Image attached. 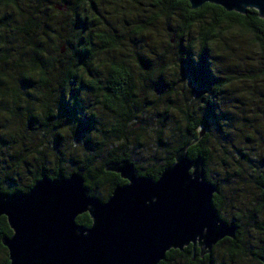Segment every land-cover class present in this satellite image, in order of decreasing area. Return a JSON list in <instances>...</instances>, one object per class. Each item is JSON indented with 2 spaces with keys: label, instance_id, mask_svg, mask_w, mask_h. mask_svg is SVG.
Segmentation results:
<instances>
[{
  "label": "clouds",
  "instance_id": "9594fccd",
  "mask_svg": "<svg viewBox=\"0 0 264 264\" xmlns=\"http://www.w3.org/2000/svg\"><path fill=\"white\" fill-rule=\"evenodd\" d=\"M217 3L0 0V194L79 176L86 204L73 223L86 236L91 202L132 182L113 164L157 182L182 154L199 161V176L195 163L188 174L207 185L216 227L230 231L177 236L153 264H264V4ZM189 54L211 77L199 94L183 73ZM62 99L75 118L61 114ZM209 104L218 120L205 124ZM86 117L94 123L78 138ZM16 234L0 212V264H15L6 241Z\"/></svg>",
  "mask_w": 264,
  "mask_h": 264
},
{
  "label": "water",
  "instance_id": "95a60500",
  "mask_svg": "<svg viewBox=\"0 0 264 264\" xmlns=\"http://www.w3.org/2000/svg\"><path fill=\"white\" fill-rule=\"evenodd\" d=\"M242 2L230 0L236 6ZM190 163L196 164L199 176V161L190 162L181 154L157 182L137 177L126 162L113 164L132 182L118 187L107 204L91 202L96 223L86 236L85 229L73 223L77 208L86 204L79 176H45L27 194H0V212L8 213L16 228L15 238L6 241L15 264H153L160 247L177 236H192L205 225L209 241L221 230L230 231L216 227L206 201L208 187L189 176ZM153 195L157 202L146 205ZM83 213L90 217L87 209Z\"/></svg>",
  "mask_w": 264,
  "mask_h": 264
},
{
  "label": "trees",
  "instance_id": "16d2710c",
  "mask_svg": "<svg viewBox=\"0 0 264 264\" xmlns=\"http://www.w3.org/2000/svg\"><path fill=\"white\" fill-rule=\"evenodd\" d=\"M206 4H208L209 6H214V7L221 8V7L217 6V5H212V4H209V3H206ZM82 23L83 22H81V21L78 20L77 21V26H80ZM78 55L80 56L81 60H83L84 57L87 55V52L86 51L85 52H80V53H78ZM204 59L205 58L202 56L201 59H200L199 66H200L201 71L205 72V75H207L206 74V73H208V71H207V65L204 64ZM142 63L144 64V66L147 67V65H148V62L147 61H143L142 60ZM184 66H186L187 69H189V70L191 69V67H192V61H191L190 54H189V58L187 60L183 61V67ZM161 82H162V80L160 82H158L157 85H156L158 91L159 90H162L161 89V86H162V83ZM75 94L76 93L73 92V96H75ZM60 107H61V114L62 115H67L68 118H69V120L75 118V112L77 110H79L76 105H74V104H68L66 101H63V99L61 101V106ZM205 115H206L207 118H211V119H214L216 121L218 120V117L215 114L213 115V112H212V110H211V108H210L209 105L205 109ZM222 115H224V114H222ZM204 122H205V124H209L205 120H204ZM93 123H94V121L92 120L91 117H86L85 119L81 120L80 123H79L78 130H77V137L79 138V136H81L84 133H86L87 130H88V128H90L93 125ZM12 183H14V182L9 179V184H12ZM16 192L17 193H22L20 191H16ZM79 216H80L81 219L90 218L87 213L80 214Z\"/></svg>",
  "mask_w": 264,
  "mask_h": 264
},
{
  "label": "rangeland",
  "instance_id": "374dc122",
  "mask_svg": "<svg viewBox=\"0 0 264 264\" xmlns=\"http://www.w3.org/2000/svg\"><path fill=\"white\" fill-rule=\"evenodd\" d=\"M199 63H195L192 61V67L190 70L187 69V67H186L187 65L183 67V73H184V75L190 77V81H191L193 90H194V92H196V94H199L200 91L206 89L211 82L210 74L206 73L207 75H205V72L201 71ZM204 64H206L205 59H204ZM161 83H162L161 89L163 90L165 87H167V85H165L163 81ZM209 106H210V108L213 112V115H214L215 114L214 113L215 105L209 104ZM204 120L208 123H216V120L211 119V118H207L205 114H204Z\"/></svg>",
  "mask_w": 264,
  "mask_h": 264
}]
</instances>
